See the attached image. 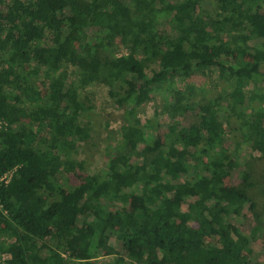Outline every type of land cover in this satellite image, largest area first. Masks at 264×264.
<instances>
[{
  "label": "trees",
  "instance_id": "16d2710c",
  "mask_svg": "<svg viewBox=\"0 0 264 264\" xmlns=\"http://www.w3.org/2000/svg\"><path fill=\"white\" fill-rule=\"evenodd\" d=\"M202 1L0 0V253L8 255L6 264H62V253L94 264L104 247L113 255L109 264H258L249 238L229 225L246 205L256 209L255 183L244 173L238 185L225 183L235 162L219 112L244 118L243 139L264 160V106L248 110L246 102L264 100L249 89L264 83V0H212V16ZM245 37L261 42L247 52L240 45ZM118 45L126 56L115 55ZM151 62L158 67L148 74ZM66 66L76 69L79 83L101 81L110 94L120 92L118 101H143L166 82L164 135L151 137L132 117L103 175H80L75 152L89 133ZM212 70L231 88L196 102L193 86L173 87L178 75ZM186 113L188 126L178 119ZM57 169L78 179L71 191L60 192ZM180 176L183 185L175 183ZM115 202L122 208L112 210Z\"/></svg>",
  "mask_w": 264,
  "mask_h": 264
},
{
  "label": "rangeland",
  "instance_id": "374dc122",
  "mask_svg": "<svg viewBox=\"0 0 264 264\" xmlns=\"http://www.w3.org/2000/svg\"><path fill=\"white\" fill-rule=\"evenodd\" d=\"M129 5V3L127 2ZM217 4L212 0H203L201 8L208 16L215 13ZM261 42V39L250 40L245 37V41L240 45L247 48V52ZM117 57H124L128 50L122 45H118L114 49ZM70 74V80H74L73 84L76 88L78 97L83 102L84 110L82 113V124L88 128V137L81 141L75 152V159L82 163V169L79 168L80 175H103L106 170V162L108 154L112 151V147L117 146L120 140V129L128 123L132 117L140 119L141 123L146 125L147 132L151 137L164 135L166 125L170 122L168 112L166 111V103L171 100L168 93V84L163 82L158 86L149 89L148 96L143 101H134L131 98L118 101L120 92L110 94L109 86L101 81L77 82V72L72 66H66ZM157 63L151 62L146 68L149 74L152 70L157 69ZM264 70V67H261ZM193 86L194 90L190 94L192 101L201 102L217 95L221 89H230L231 82L226 78L219 76L217 70L210 72H193L188 76H176L173 87L180 91L186 89V86ZM257 94L264 95V83L249 84V89ZM122 92V91H121ZM247 102L248 110L256 107H263V99H253ZM247 111V110H246ZM248 112V111H247ZM186 115H179L178 119L184 126L190 124V119ZM223 121L224 137L228 142L230 156L235 162V166L229 167V175L225 179L227 185H238L240 183L241 173L250 174L249 181L255 183L253 197L256 200V209L250 210L246 205L244 213L241 217L230 218L229 225L232 231L240 230L249 238L250 254L256 258L258 264H264V160L261 155L252 151L248 143L243 139L241 126L244 118L240 114H235L230 111L219 112ZM186 146H183V148ZM190 152L195 151V146H188ZM138 159L132 158V162ZM140 159V158H139ZM55 179L60 184V192L67 193L78 183V179L73 175L65 176L64 173L57 169L54 171ZM184 177L180 176L175 180V183L183 185ZM86 203L83 202L82 209L84 210ZM122 208L118 202L113 203L112 210ZM85 214V213H84ZM82 214L81 218L85 215ZM205 241H211L209 236L204 237ZM47 244L52 248L55 242L47 240ZM115 244V243H112ZM120 250L117 244H115ZM107 248L98 249L93 259L94 264H109L112 259V254H106ZM122 250H120L121 252ZM123 253V252H122ZM124 254V253H123ZM62 264H84L79 263L74 259H70L66 254L62 253ZM8 255L0 253V264H6L5 261Z\"/></svg>",
  "mask_w": 264,
  "mask_h": 264
},
{
  "label": "built area",
  "instance_id": "2783aa9c",
  "mask_svg": "<svg viewBox=\"0 0 264 264\" xmlns=\"http://www.w3.org/2000/svg\"><path fill=\"white\" fill-rule=\"evenodd\" d=\"M14 170H11L5 173L1 179L7 180L10 177V175L14 172Z\"/></svg>",
  "mask_w": 264,
  "mask_h": 264
}]
</instances>
